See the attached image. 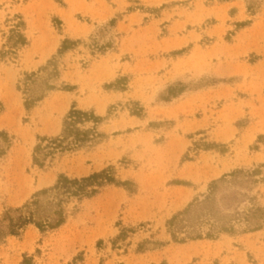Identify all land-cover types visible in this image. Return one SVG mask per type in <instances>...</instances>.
<instances>
[{"label":"rangeland","instance_id":"rangeland-1","mask_svg":"<svg viewBox=\"0 0 264 264\" xmlns=\"http://www.w3.org/2000/svg\"><path fill=\"white\" fill-rule=\"evenodd\" d=\"M19 13L31 45L0 60V264H264V0H0L1 23ZM66 39L80 42L28 111L20 83ZM74 105L106 118L105 140L35 167L38 137L62 134ZM202 139L227 148L207 151ZM108 168L128 185L106 187L79 211L73 200L61 227L14 223L13 210L59 174ZM238 169L255 182L239 210L262 208L252 216L262 227L242 222L208 237L205 225L201 238L173 240L168 221Z\"/></svg>","mask_w":264,"mask_h":264},{"label":"trees","instance_id":"trees-1","mask_svg":"<svg viewBox=\"0 0 264 264\" xmlns=\"http://www.w3.org/2000/svg\"><path fill=\"white\" fill-rule=\"evenodd\" d=\"M27 27L26 18L20 13L9 14L4 22H0V32L3 34L4 41L0 49L1 61L18 60L21 52L31 45ZM79 42L80 40H64L58 54L50 59L46 66L40 68L37 73L25 74L19 89L25 96L24 106L28 111L35 108L49 91L55 89L53 85L48 84L47 80L60 77L61 57ZM175 95L177 94H173ZM133 104L138 105V103ZM131 113L134 116H142V109H131ZM105 120L106 118L97 115L95 111L83 110L74 105L64 120L62 134L56 137H38V144L34 149L33 165L39 169L48 170L58 157L77 152L82 148L97 146L106 138V134L98 131V126ZM87 123H93V127L90 129L81 127ZM201 141L207 151L216 149L223 152L227 148L222 143L208 142L205 139ZM197 146L199 147V143H196ZM189 157L187 155L185 159H190ZM113 171V168H108L78 179L59 174L54 186L40 190L31 202L22 208L13 210L18 213L14 223L19 229L35 225L42 232L61 227L67 223L71 213L66 206L73 200L76 201L73 210L79 211V206L84 200L98 196L106 187L128 185L126 181L116 180ZM253 174L254 171L246 172L238 169L213 181L210 184L209 193L203 199L196 198L187 208L175 214L168 221V232L172 239L184 242L201 238L204 236L201 227L205 225L210 226V232L205 234L208 237L221 233H234L239 223L242 222L249 227H254L253 229L261 228L262 226H255L256 220L252 216L262 208L253 204V207L246 211L239 210L241 205L253 201L248 194L250 185L255 183L252 179ZM23 262V264L28 263L27 258Z\"/></svg>","mask_w":264,"mask_h":264}]
</instances>
